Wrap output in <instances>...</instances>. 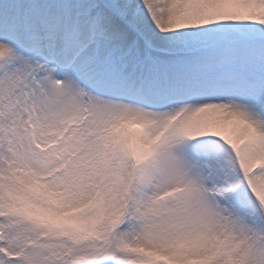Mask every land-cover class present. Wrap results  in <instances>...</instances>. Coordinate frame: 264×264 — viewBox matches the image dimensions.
Listing matches in <instances>:
<instances>
[{"label":"snow or ice","instance_id":"snow-or-ice-1","mask_svg":"<svg viewBox=\"0 0 264 264\" xmlns=\"http://www.w3.org/2000/svg\"><path fill=\"white\" fill-rule=\"evenodd\" d=\"M0 264H264V0H0Z\"/></svg>","mask_w":264,"mask_h":264}]
</instances>
